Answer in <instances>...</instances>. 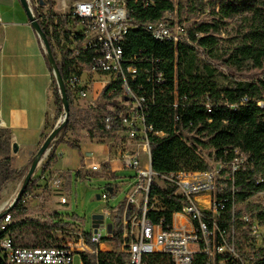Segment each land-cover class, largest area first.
I'll return each mask as SVG.
<instances>
[{"label": "trees", "instance_id": "1", "mask_svg": "<svg viewBox=\"0 0 264 264\" xmlns=\"http://www.w3.org/2000/svg\"><path fill=\"white\" fill-rule=\"evenodd\" d=\"M48 1L52 4L48 16L43 20L37 18L65 83L70 116L52 144L40 175L30 181L18 204L8 213L12 223L0 231V264H8L2 250L7 236L21 247H46L54 238L52 231L68 226L57 213L44 220L28 218L24 203L25 197L38 188L41 175L50 172L56 164L59 145L80 148L81 142L67 139L68 134L79 135L86 130L90 141L106 143L125 130L123 120L132 115L144 117L149 128L147 137L156 174L212 172L209 161L221 164L220 187L216 194L217 201L224 203L221 219H230L233 211L238 219L249 212L264 223V205L248 203L264 191V0H233L222 6L224 19L243 16L237 38L225 41L220 37L222 28L227 26L225 22H199L186 28L181 19L177 25L184 30L185 37L177 44L173 40H157L147 30V25L176 11L175 0H127L131 27L118 46L123 51V70L133 96L126 95L122 79L107 83L102 90L104 103L90 107L85 118H78L73 112L75 94L69 82L92 70L94 59L100 54L97 50L101 48H89L75 55L67 47L71 39L65 32L57 52L53 41L60 38L59 31L77 20L57 18L55 3ZM181 11L183 9L178 10L180 17L183 16ZM34 12L37 16L38 11ZM175 25L171 22L172 28ZM47 66L52 72L48 60ZM223 69L234 78L229 86H220L217 80L219 75L224 76ZM249 69L263 71V76H244ZM101 75L106 77L107 74ZM54 87L56 115L63 117L62 97L56 83ZM86 90L87 87L77 89L78 92ZM108 118L110 128H107ZM32 161L18 171V177L25 176ZM234 162L238 169L233 173ZM1 192L0 188V196ZM150 199L151 203L156 199L157 204L148 213V219L165 227L172 224L173 216L185 206L175 189L165 185L159 177L152 181ZM122 212L121 206L113 221L115 244L122 241ZM72 218L78 217L73 215ZM222 223L223 228L227 227ZM260 257L263 259L255 264H264V250ZM153 260L157 261L154 264L169 261L158 257ZM100 261L101 264H122L113 254H102Z\"/></svg>", "mask_w": 264, "mask_h": 264}, {"label": "built area", "instance_id": "2", "mask_svg": "<svg viewBox=\"0 0 264 264\" xmlns=\"http://www.w3.org/2000/svg\"><path fill=\"white\" fill-rule=\"evenodd\" d=\"M29 3L32 10L38 11L35 17L41 20L48 16L52 6L46 0H29ZM53 3L57 18L77 20V23L70 22L59 31L60 38L53 41L57 52L63 44L65 32L70 34L71 39L67 47L75 55L89 48L100 47L101 50H97L100 54L95 57L90 71L106 73V78H109L107 83L122 79L126 95L133 96L123 70V51L118 46L131 27L127 0H53ZM147 30L157 40H173L176 44L185 37L184 30L177 24L172 28L166 17L147 25ZM128 71L134 72L132 69ZM81 80L74 77L69 82V88L78 98H86L88 89L77 91L83 87ZM110 121V118L106 119L107 128H110ZM123 125L125 130L118 132L116 139L108 142L125 169L132 172L133 180H129L125 201L118 207L109 206L111 197L119 190L110 192L113 186L109 184L108 191L99 196V200L108 205L100 213L103 216L102 224L94 228L92 222L90 232H85L78 222L64 221L68 226L52 231L54 238L46 247H21L7 236L2 242V250L8 264H74L77 256L80 257V264H101L102 254L118 256L122 264H154L156 260L153 259L157 257L169 260L168 264H255L263 259L260 257V252L264 250L263 222L249 212L238 219L233 211L230 219H221L224 203L218 202L216 196L220 187V171L218 174L213 171L179 172L160 176L152 169L147 137L149 128L144 117L132 115L123 120ZM231 169L233 173L236 172L237 162L232 163ZM89 170L99 174L106 172L100 163L91 165ZM157 177L165 185L173 187L175 194L185 202L182 211L176 213L172 224L166 227L153 224L148 219V213L157 204L156 199L153 203L150 199L152 181ZM52 184L54 192L61 196L60 204L66 205L68 200L63 195L62 177H57ZM122 184L126 185L121 182L119 186ZM27 197L29 195L24 203ZM256 198H261L257 202L264 205V191L248 203L256 202ZM121 206L123 235L122 241L115 244L112 241L113 221ZM222 222L227 227L223 228ZM11 223L12 218L7 214L0 224V231ZM109 224L113 226L112 233H108ZM88 257L92 260L89 261Z\"/></svg>", "mask_w": 264, "mask_h": 264}, {"label": "rangeland", "instance_id": "3", "mask_svg": "<svg viewBox=\"0 0 264 264\" xmlns=\"http://www.w3.org/2000/svg\"><path fill=\"white\" fill-rule=\"evenodd\" d=\"M232 2L233 0H175L176 11L173 14H167L165 17L169 22H174L175 24H179L182 19L186 28L199 22H225L227 23V26L222 28L220 37L225 41H229L228 39H235L238 37V31L241 29L240 26H242L244 22L243 16L241 15L231 18H223L221 13L222 6ZM182 9L183 12H181L183 16L180 17L178 10ZM32 11L34 12V10ZM42 49L38 38L31 29V25L19 0H0V56H4L3 62L18 63V66L22 68V62L18 55L22 53L26 54L33 50L37 53H41ZM42 57L48 73L47 96L44 99V102L46 103L47 128L44 129L37 152L44 145L52 131L55 130L63 120V117H58L56 115L53 98V90L55 89L54 85L56 83L55 78L53 73L47 68V58L43 52ZM26 62L31 64L35 63V61L33 62L32 60H26ZM210 63L212 65H217L215 61H210ZM223 73L224 76L219 75L217 78L220 86L231 85L234 82V78L230 75L231 73L226 69H223ZM243 74L246 77H260L263 76V71L249 69ZM107 80H109V78H106L99 73H94L92 71H86L84 73L81 85L87 87V97L78 98L73 95V112L78 118L87 117L88 109L90 107H95L104 103L102 90L105 84H107ZM24 90L25 87H21L19 91L17 90V94L20 93L21 95L20 100H18L19 105L17 106L21 110L24 109L23 104L26 101L23 95ZM13 91L16 92V90ZM33 120L34 121L31 122L30 126L36 128L38 126V120L36 118ZM67 139H78L82 142L84 140H89V137L87 131L83 130L79 135L73 136L68 134ZM55 140L56 139L53 140L50 147H52ZM17 152L18 150L14 145L11 128L9 126L0 125V188L2 190L0 196V214L5 212L13 203L20 192L28 173L27 172L22 178L17 176L18 171L22 169L18 168L19 165L17 164L15 157ZM46 158L47 156L42 158L33 179L40 175V168ZM63 161L67 162V158L63 157ZM209 163L213 168V172L218 174L221 170V165L214 163L213 161H209ZM127 171L131 177L130 180H133L132 172L129 170ZM59 176L61 175L57 173L51 174V172L41 175L38 188L27 197L25 202L27 217L30 219L44 220L50 215L57 213L61 220L70 221L71 223L78 222L82 230L90 232L93 215L100 214L104 208L108 207L104 202L98 200L97 196H101L104 192L108 191L109 181H101L97 178L93 179V177L83 178L77 181V176L74 174L72 192L68 193L71 189L69 181H66V184L63 187V195L67 198L68 202L66 205H62L60 204L61 196L54 193V190L52 189L53 181ZM61 177L62 179H65V176ZM127 192V185H120L118 193L111 197L109 206L118 207L125 201ZM254 201L259 202L261 201V198H256ZM73 215H76L78 218L73 219ZM102 234L105 237V232ZM74 264H80V257H75Z\"/></svg>", "mask_w": 264, "mask_h": 264}, {"label": "crops", "instance_id": "4", "mask_svg": "<svg viewBox=\"0 0 264 264\" xmlns=\"http://www.w3.org/2000/svg\"><path fill=\"white\" fill-rule=\"evenodd\" d=\"M35 36L37 37L36 33ZM40 46L42 49L41 42ZM42 52L44 54L43 49L41 53L33 50L18 55L22 62V68L18 66V63H4V56H0V125L9 126L12 130L14 145L18 150L15 154L18 168L25 167L37 152L46 125L44 99L47 96L48 73ZM26 60H32L35 63L31 64ZM21 87H25L23 95L26 101L23 104V110L17 106L19 105L18 100L21 98L20 93L17 94V90L19 91ZM35 118L38 120L36 128L30 126ZM56 152L57 162L50 172L65 176L64 186L66 181H69L71 187L68 193L72 192L73 177L77 172L80 173L77 181L92 177L101 181L108 180L109 184L113 186L109 191L113 193L120 189L121 182H124L129 189L131 177L109 142L99 143L84 140L80 143L79 149L61 144L57 147ZM63 157L67 158V162L63 161ZM96 163H100L106 172L102 174L91 172L89 167Z\"/></svg>", "mask_w": 264, "mask_h": 264}, {"label": "water", "instance_id": "5", "mask_svg": "<svg viewBox=\"0 0 264 264\" xmlns=\"http://www.w3.org/2000/svg\"><path fill=\"white\" fill-rule=\"evenodd\" d=\"M21 7L23 8L26 17L32 27V29L34 30V32L36 33L37 37L39 38L42 48L44 50V54L49 62L50 68L52 70L53 76L55 78V81L58 85L61 97H62V101H63V109H64V114H63V120L61 122V124L52 131V133L49 135V137L47 138V140L45 141L44 145L41 147V149L36 153V155L33 157V161L32 164L30 166V169L25 177L23 186L20 190V192L18 193L17 197L15 198V200L13 201V203L8 207V209L3 212L2 214H0V220L2 218H4L11 209H13L18 202L20 201V199L22 198V196L24 195L27 186L29 185L30 181L33 179V176L37 170V168L39 167L42 158L44 156H48L50 150H51V143L53 142L54 139H56V137L58 136V134L60 133V131L63 129V127L66 126V124L68 123V119L70 116V104L68 101V96L66 93V86L65 83L61 77V74L59 72L58 66L56 64V60L54 58L53 52H52V47L50 45V42L47 38V36L45 35V33L42 31V28L37 20V18L35 17L31 7H30V3L29 0H19ZM99 200V196L97 197ZM92 222H93V226L94 228H98V226L100 224H102L103 222V216L100 214H95L92 217ZM112 224L108 225V233H112Z\"/></svg>", "mask_w": 264, "mask_h": 264}]
</instances>
